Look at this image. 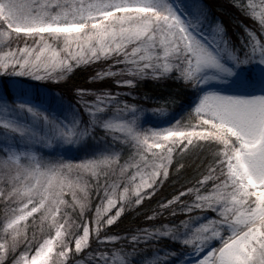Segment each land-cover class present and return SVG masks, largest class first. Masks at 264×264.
<instances>
[{
	"label": "snow or ice",
	"instance_id": "obj_1",
	"mask_svg": "<svg viewBox=\"0 0 264 264\" xmlns=\"http://www.w3.org/2000/svg\"><path fill=\"white\" fill-rule=\"evenodd\" d=\"M230 3L259 21L256 30L246 26V31L251 51L264 49V0ZM198 23L165 0L159 4L153 0H0V39L10 49L0 54V73L59 80L80 65L102 64L110 58L113 63L108 69L97 71L91 79L114 76L119 86L128 88L137 77H159L175 70L185 81L202 83L203 67L221 65L193 31ZM77 92L93 124L108 130L114 140L134 146L135 154L125 161L132 171L126 172L119 163V152L76 163L45 161L14 148L0 150V264H132L137 245L161 235L180 239L198 252L207 241L220 237V246L209 249L195 264H264V94L209 93L185 121L163 130L141 131L134 118H125L138 106L122 99L119 91L92 93L94 99L87 89ZM109 105L115 120L96 115ZM76 123L61 126L50 121L66 139L77 135ZM90 131L91 126L79 135ZM174 164L176 173L192 167L195 175L182 186L184 192L158 206L159 214L175 216L174 209L179 208L186 218L178 224L138 229L123 238L109 235L107 226L125 206L140 205L151 197ZM113 166L126 181L122 193L115 182L108 183ZM85 172L91 174L87 180ZM100 173H104L103 186ZM90 192L101 200L95 227L93 221L84 220L90 216ZM113 206L118 208L114 215L102 216ZM206 211L215 215L194 225ZM37 215L39 237L34 230ZM90 238L95 247L90 246ZM116 241H121L120 246ZM170 255L175 253L146 258L143 264H163Z\"/></svg>",
	"mask_w": 264,
	"mask_h": 264
},
{
	"label": "rangeland",
	"instance_id": "obj_2",
	"mask_svg": "<svg viewBox=\"0 0 264 264\" xmlns=\"http://www.w3.org/2000/svg\"><path fill=\"white\" fill-rule=\"evenodd\" d=\"M153 2L159 4L161 0H153ZM165 2L170 3L182 16H185L186 19L192 18L194 20H199V23L196 24L193 31L197 37L201 39L202 43L214 53L219 65H221V67H216L215 65H206L203 67L200 73V79L203 82H197L196 84H192L191 81H185L175 70L169 72V74H175L181 79L184 95L188 98V102H191L194 92L199 91L201 93L196 104L190 107V109L192 108L191 112L202 97L209 93L239 97H251L264 94V55L257 56L250 62L249 56L236 53V48L230 43L229 38L227 36H225V38L223 37L224 29L219 23L220 20L212 16L213 14L204 0H165ZM255 2L259 4L260 0H255ZM247 17H249V14L248 16L245 14V18ZM4 44L5 39H0V49H2L0 54L10 50L8 47H4ZM22 46L23 45H21V47ZM15 48L16 45L12 44L11 50H15ZM262 50L264 51V49ZM258 52L262 54L261 50H258ZM104 62L102 66L107 65V67H100V69H97L98 71L102 69L107 70L109 65L113 63L110 58H106ZM96 63L98 62H93V64ZM81 66L83 65L78 66V68ZM74 69L67 73L63 79L59 80L36 79L32 76L19 75L12 72L0 73V150L6 147L14 148L18 151L36 154L45 161L55 162L63 160L76 163L88 159L99 158L113 152H119L122 157L119 163L125 165V171L130 173L132 169L125 164V161L135 154L134 146L125 145L123 139L121 141L114 140V138L108 134V130L100 124H93L92 115L86 111L81 104L77 90H75V92L72 91L75 98L73 97V99L69 101L62 93H59L51 87V84L56 85L53 82L66 81V79L69 80V76ZM112 70L117 71L116 68ZM148 77L152 76L148 75ZM114 80H117V77H114ZM115 84L118 85L116 82ZM131 86L116 90L103 89L101 91L89 88V97L92 99L95 98L92 93L119 91L122 99L138 106L136 110L128 113L125 118H134L135 126L141 131L163 130L174 126L178 121H183L179 114L176 115L165 110H156L155 108H150L136 101L129 90ZM21 105L27 107H20ZM112 107L113 106L109 105L108 109L96 115L100 116L103 120L109 118L115 120L117 117ZM29 108L34 111H29ZM37 113H42L43 116L37 115ZM44 116H47L49 120H45ZM50 121H55L61 126L72 125L78 122L76 123L77 135L73 136L71 139H66L59 133L58 129L51 126ZM89 126H91V131L80 136L79 131L87 130ZM17 128H22L24 131H17ZM45 137H50L51 139L45 141ZM132 163L135 164V161H132ZM82 175L86 180L91 174L85 172ZM103 175L104 173H100L101 186L105 183ZM145 179H147V176H145ZM165 179L166 178H162V183ZM94 180L95 178L93 177L89 185L93 184ZM113 182L120 186L118 191L122 193L126 181L121 177L120 169L115 166L109 171L108 176V183L111 184ZM162 183L156 186L155 192L161 187ZM132 187L134 189L135 186L133 185ZM145 191L147 192V190ZM134 194L133 191V197ZM95 198H97L96 194ZM113 199H115V197H113ZM148 199L150 198L146 196L145 200ZM188 202L191 203V200H188ZM120 203L125 202L120 201ZM100 205L101 200L98 198L96 205L92 206L93 209H90V216L85 215V221H93L92 227H95L94 218L97 207ZM103 206L107 207L106 200L103 201ZM133 207H135L134 203L130 207L125 206L121 215H124L127 210ZM2 210L3 208L0 207V213ZM117 210L118 208L113 206L109 208L107 212H102V216L114 215ZM175 210L180 213L179 208H175ZM180 214L184 215L183 213ZM212 215H215V213L206 211L198 216L193 221V224H199ZM36 218L39 220L40 225L41 221L39 215H37ZM185 218L186 217H183V219ZM115 222L107 226L108 234L123 238L124 235H117L114 233L113 229L116 228ZM47 223V221L44 222L45 228ZM178 223L179 222H160L155 226L159 227L160 225ZM39 234L40 231L37 232L38 237ZM226 234L227 233H222V235ZM162 241H164L163 244ZM166 241L173 247L165 246L164 244H166ZM221 242L220 237L213 238L206 242V246H203V251L198 252L193 246L183 244L180 239H173L170 235H161L158 239H149L146 242L138 244L137 248L139 250L131 257V261L132 264H143L146 258L174 252L175 255H170L167 259H164L163 264H195L204 253L211 248L219 247ZM114 243L116 246H120L121 241H116ZM90 246H96L91 238ZM125 246L131 247V244H126ZM85 251H87V249H85ZM140 251L143 252L144 256L140 257Z\"/></svg>",
	"mask_w": 264,
	"mask_h": 264
},
{
	"label": "trees",
	"instance_id": "obj_3",
	"mask_svg": "<svg viewBox=\"0 0 264 264\" xmlns=\"http://www.w3.org/2000/svg\"><path fill=\"white\" fill-rule=\"evenodd\" d=\"M209 7L212 16L220 20V25L224 29V38L227 36L230 43L236 48V53L239 55L249 56L250 62H252L257 56L264 55V51L261 48H257L256 51H251L250 37L246 31V26L253 30H256V25H258V20L249 14V17L245 18V12H242L233 4L230 0H204ZM248 16V14H247ZM258 34V38H259ZM261 50L262 54L258 52ZM241 58V57H240ZM257 61V60H255ZM107 64L106 62H104ZM100 67H107L101 63L83 65L74 69L72 74L69 76V80L53 82L56 85L51 87L62 93L68 100L73 99V92L78 88H85L89 90H116L122 88L115 84L116 80L114 77L106 76L102 79H91L92 76L98 71ZM106 70V69H102ZM131 95L134 99L142 104L149 106L150 108H164L163 111H168L173 114H179L183 121L187 118L188 114L191 112L190 101L184 95L183 84L181 79L175 74H165L163 77H148L141 76V78H136L134 85L130 87ZM76 96V95H75ZM75 98V97H74ZM133 99V100H134ZM169 99L174 102L170 105L160 103L162 101H168ZM175 164L173 167L169 168V177H167L161 187L149 197L150 199L144 200L142 204L135 205V207L130 208L121 215L115 222L116 228L113 229L114 233L117 235L128 234L131 235L138 229L150 228L162 223H176L183 219L184 215L177 212L175 216H170L169 212L160 213L159 205L164 204L167 200L172 199L173 196L179 195L180 192H184L185 189L182 186L191 180L195 175V170L192 167H187L182 169L180 173H176ZM104 176V175H103ZM88 177V176H87ZM88 179V178H87ZM86 179V180H87ZM90 183V181H89ZM193 184H188V187H193ZM93 187V184L89 185ZM95 198V192H90L89 194V205L90 209L97 203ZM182 200L187 199V197H181ZM3 210L0 214H2ZM154 213H157L154 215ZM151 217L152 220L149 221L148 218ZM76 218L73 217V220ZM85 220V217H84ZM35 225L39 227V220H35ZM35 227V231H40V228ZM29 236L32 234V230L29 231ZM164 241H162V244ZM165 246H172L169 243L164 244ZM173 247V246H172ZM176 247V246H175ZM144 256L143 252L140 251V257Z\"/></svg>",
	"mask_w": 264,
	"mask_h": 264
}]
</instances>
